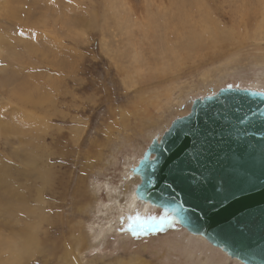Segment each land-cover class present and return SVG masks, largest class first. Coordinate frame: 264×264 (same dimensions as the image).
Returning <instances> with one entry per match:
<instances>
[{
	"label": "rangeland",
	"instance_id": "rangeland-1",
	"mask_svg": "<svg viewBox=\"0 0 264 264\" xmlns=\"http://www.w3.org/2000/svg\"><path fill=\"white\" fill-rule=\"evenodd\" d=\"M168 1L178 0H0V239L30 232L38 243L28 260L0 253V264L223 261L175 223L160 228L156 207L127 209L130 173L193 98L264 91V0H202L217 35L189 50L188 30L148 28L151 13L168 21ZM188 8L184 23L200 27L203 8Z\"/></svg>",
	"mask_w": 264,
	"mask_h": 264
},
{
	"label": "water",
	"instance_id": "water-1",
	"mask_svg": "<svg viewBox=\"0 0 264 264\" xmlns=\"http://www.w3.org/2000/svg\"><path fill=\"white\" fill-rule=\"evenodd\" d=\"M130 176L135 197L242 264H264V91L227 86L192 99Z\"/></svg>",
	"mask_w": 264,
	"mask_h": 264
},
{
	"label": "bare ground",
	"instance_id": "bare-ground-1",
	"mask_svg": "<svg viewBox=\"0 0 264 264\" xmlns=\"http://www.w3.org/2000/svg\"><path fill=\"white\" fill-rule=\"evenodd\" d=\"M168 6H169V8L173 9L174 12H171L172 13V14H170L171 16L170 15L168 16L166 14L167 17H164V18H168V21L165 22L167 25H165V23H163V21H162V17L165 16V14L163 15V14L151 13V15L148 18V28L150 30H160V29L166 30V28L167 29L170 28L169 25H174L175 27H177L179 29L188 30L189 31V37H188V39L184 45L185 47H180V48H183L185 50L195 49V48L198 49L200 47V40L204 35L209 34V33H212L215 36L217 35V29L218 28L214 26L215 22H213L212 17L208 13V11L205 9V6H204L202 0H178L175 2L168 1ZM186 7H189L188 11H191V9H193V8H197V9H199L200 7L203 8L201 11V23H202V25L200 27H196V26L191 27V26H187L184 23V21L187 20L189 17L187 15V13L185 12V9H184ZM175 30H176V28H175ZM167 47H171V46L169 44H167ZM261 54H263V52H261ZM136 58H137V56H136ZM136 58L134 57L135 60H136ZM262 59L263 60H261V61L259 60V61L264 62V57H262ZM164 94L169 97L172 94L171 88L170 87L166 88L164 90ZM25 116H26L28 121L33 122L35 124V126H33V129L35 131H42V132H43V130H44V132L46 131L48 125H47V120L45 118H43V119L37 118L32 113L29 115H25ZM43 128H45V129H43ZM26 170H25V172H26ZM47 171H48V168H46V167H39L37 169V172L41 175H44ZM1 179L3 181H5L6 184L10 188L14 189L17 193L20 194V183L18 181L12 180L7 174L2 175ZM133 182H134V180H133ZM138 182H139V179H138ZM134 189L135 188H133L130 192L127 191L128 192L127 196L130 197L126 201L127 202L126 203L127 209H134L136 207L141 206L142 210H139V212L144 213L146 211L147 207L150 205H149V203H147L145 201H141V200L137 199L135 197V194H134ZM138 200H139V203L137 204L136 201H138ZM189 236H191V237L194 236L197 238V240L198 239L201 240L202 243L209 244L202 237L192 235L188 232L186 234V237L188 238ZM1 240L2 239H0V253H3L6 256V258L9 255L12 256L16 260L15 263H18L22 260H28L32 256V253H33L31 251V245L32 244H36V249L38 248L37 239L35 238V236L30 234V232L26 233L24 236H22L21 241L15 239V238H6L3 242H1ZM209 245L212 246L211 244H209ZM214 249H216L218 251L217 254H220L223 257L222 259H219V260H223V261H221V264H224V262L229 259V256H227L221 249H219L217 247H214ZM210 251H208L207 253L212 254V252H214L213 250H212V252H210ZM210 254L204 255L205 260L212 261L213 255L211 256L212 257L211 258V257H209ZM216 260H217V258H216ZM78 262L79 261H77L73 257L70 264H79ZM85 264H96V263H85ZM128 264H133V263L128 262ZM140 264H146V263L141 262Z\"/></svg>",
	"mask_w": 264,
	"mask_h": 264
},
{
	"label": "snow or ice",
	"instance_id": "snow-or-ice-1",
	"mask_svg": "<svg viewBox=\"0 0 264 264\" xmlns=\"http://www.w3.org/2000/svg\"><path fill=\"white\" fill-rule=\"evenodd\" d=\"M138 219V218H137ZM167 220V216H165L160 222H159V227L162 228L163 227V223L164 221ZM135 234V233H134Z\"/></svg>",
	"mask_w": 264,
	"mask_h": 264
},
{
	"label": "trees",
	"instance_id": "trees-1",
	"mask_svg": "<svg viewBox=\"0 0 264 264\" xmlns=\"http://www.w3.org/2000/svg\"><path fill=\"white\" fill-rule=\"evenodd\" d=\"M164 223H166V221Z\"/></svg>",
	"mask_w": 264,
	"mask_h": 264
}]
</instances>
